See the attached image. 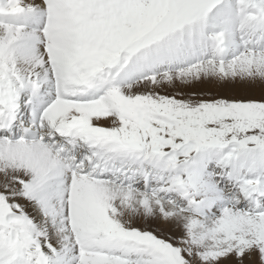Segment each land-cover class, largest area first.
<instances>
[{"label":"snow or ice","instance_id":"1","mask_svg":"<svg viewBox=\"0 0 264 264\" xmlns=\"http://www.w3.org/2000/svg\"><path fill=\"white\" fill-rule=\"evenodd\" d=\"M0 264H264V0H0Z\"/></svg>","mask_w":264,"mask_h":264}]
</instances>
